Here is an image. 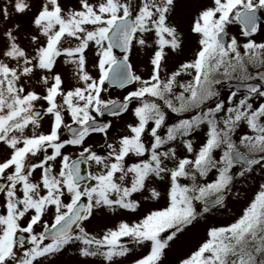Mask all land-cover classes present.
Wrapping results in <instances>:
<instances>
[{
    "label": "snow or ice",
    "instance_id": "obj_1",
    "mask_svg": "<svg viewBox=\"0 0 264 264\" xmlns=\"http://www.w3.org/2000/svg\"><path fill=\"white\" fill-rule=\"evenodd\" d=\"M191 3L0 6V264H64L65 256L68 264H171L173 246L226 208L240 179L264 173V102L254 103L264 101V43L253 38L264 0ZM137 50L146 54L147 78L132 62ZM232 80L245 89L238 102L237 91H220ZM110 89L124 94L105 98ZM166 110L196 114L167 125ZM105 115L112 119H97ZM242 125L251 134L237 143ZM93 134L104 154L85 146ZM68 148L79 151L73 157ZM98 217L113 223L90 230ZM175 264H264V182L238 217L206 228Z\"/></svg>",
    "mask_w": 264,
    "mask_h": 264
},
{
    "label": "rangeland",
    "instance_id": "obj_2",
    "mask_svg": "<svg viewBox=\"0 0 264 264\" xmlns=\"http://www.w3.org/2000/svg\"><path fill=\"white\" fill-rule=\"evenodd\" d=\"M5 2L6 0H0V6H2ZM63 2L67 4L69 7H71L75 3V0H63ZM203 2L208 3L209 0H203ZM193 6L194 5L191 3V0H189L188 8L190 9ZM186 11H185V15H186ZM259 14L262 17L261 30L258 31V33L255 34L253 38L257 43H264V13H259ZM3 27H4V24L0 23V31L3 30ZM182 27H184L186 30L187 28L186 21L182 23ZM229 31L231 34L236 35L237 38L241 41V43L244 42L245 38L242 37L239 28L236 27L234 24L230 26ZM192 47H194V44L192 42H188L186 44V48H185L186 55L191 56ZM241 51L243 54L242 49ZM132 62L135 66L137 73L142 74L145 78H147L148 67H147V59H146L145 52L143 50L135 51L132 56ZM89 71L95 75L96 69L93 68L91 65H89ZM248 71L251 74L255 75L257 69L249 65ZM190 79L191 77H186L184 78L183 82L186 83ZM232 81H238V80H232ZM71 83H75V81H71ZM224 85L220 87L222 97H226L231 92V91L225 90ZM65 86L67 87L68 85L66 84ZM37 90L39 91L40 89H37ZM177 91H180V90L177 89ZM123 94H124V90L114 91V92L109 90L108 93H104V96L105 98H119ZM242 96L243 94H237V97L234 99L237 100L238 102V99L242 98ZM260 102H264V101H261L259 99L254 101V103L256 104ZM166 113H167L166 115L167 125H171V124L178 122L180 119H190L191 116L196 114V111L193 110L191 112L176 114V113H171L170 110H166ZM169 114H174L175 116V119L172 123H171V118L173 116ZM131 119L132 117L129 114L123 118V121H120V120L115 121V128L113 129L112 134L115 135L117 131L122 130L124 121H128ZM165 131H166V128L162 129L161 134H163ZM246 132L248 134H251L249 130H247L246 127L242 125L237 130V133L233 137V139L236 140V142L238 143L240 135L245 134ZM91 137H92L91 138L92 140L91 139L87 140L85 146L92 145L94 150H96L98 153L104 154L106 150L100 148V145L103 143L102 136L97 134ZM203 138H204L203 131L197 132L191 137L194 144L196 145H199V143L201 142ZM92 170L95 171L96 170L95 167H93ZM35 176L38 178V173H36ZM261 182H264V173H262L259 168H257L255 172L251 173L247 180L240 179L233 188L232 196L226 201L227 207L216 210L213 215L208 216V219L206 221L202 220L200 225L196 229H194L192 232L188 233L184 237H181V240L178 241L177 244L173 246V250L169 253V261L171 262V264H175L177 257L185 254L187 251H189L191 248H193L198 242H200L203 239L206 228L211 227V226H224L227 223L231 222L234 218L238 217V215L242 212V209L250 202L252 198H254L256 192L258 191V185ZM147 207H153V205L150 202L146 203L145 208L141 209V214H143V212L145 211ZM45 218L48 219V217H45ZM125 218L127 219V217ZM112 223L113 221L111 220L98 217L93 220L92 224L89 225V228L90 230H93V231H99L100 229L104 228L105 225L110 226ZM62 259H63L64 264H68V256L63 257ZM97 264H99L98 261H97ZM124 264H132L131 258L125 260Z\"/></svg>",
    "mask_w": 264,
    "mask_h": 264
},
{
    "label": "flooded vegetation",
    "instance_id": "obj_3",
    "mask_svg": "<svg viewBox=\"0 0 264 264\" xmlns=\"http://www.w3.org/2000/svg\"><path fill=\"white\" fill-rule=\"evenodd\" d=\"M42 107H46V105L44 104V102L43 101H41V102H39L37 105H36V108L38 109V110H42ZM111 119V117H107L106 118V121L107 120H110ZM66 120L68 121V122H70V120H68V118L66 117ZM49 118L47 117V116H45L43 119H42V121H41V124H42V127H41V129H40V131H43V132H47L48 131V129H49ZM30 131H31V129L29 128V129H26V132H29L30 133ZM95 135H97V134H93L92 136H95ZM66 138V137H65ZM92 137H90L88 140H90ZM92 140V139H91ZM66 151V154H71V155H73V157H75V155L78 153V151H79V149H71V148H68V149H66L65 150ZM3 148L2 147H0V158H2L3 157ZM38 173V177H39V172H37Z\"/></svg>",
    "mask_w": 264,
    "mask_h": 264
},
{
    "label": "water",
    "instance_id": "obj_4",
    "mask_svg": "<svg viewBox=\"0 0 264 264\" xmlns=\"http://www.w3.org/2000/svg\"><path fill=\"white\" fill-rule=\"evenodd\" d=\"M114 51H116L118 54H121L118 49H116ZM226 88L227 89H233L234 91H237V92H244L245 91V89L240 85L239 82H229L226 85ZM105 116H107V115H105ZM81 167H82V174H86V172L88 171L87 166L82 165Z\"/></svg>",
    "mask_w": 264,
    "mask_h": 264
}]
</instances>
